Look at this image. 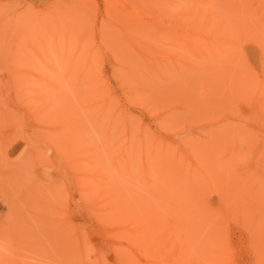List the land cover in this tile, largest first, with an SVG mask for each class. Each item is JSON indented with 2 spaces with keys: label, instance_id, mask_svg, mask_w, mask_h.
<instances>
[{
  "label": "rangeland",
  "instance_id": "374dc122",
  "mask_svg": "<svg viewBox=\"0 0 264 264\" xmlns=\"http://www.w3.org/2000/svg\"><path fill=\"white\" fill-rule=\"evenodd\" d=\"M262 263L264 0H0V264Z\"/></svg>",
  "mask_w": 264,
  "mask_h": 264
},
{
  "label": "bare ground",
  "instance_id": "6f19581e",
  "mask_svg": "<svg viewBox=\"0 0 264 264\" xmlns=\"http://www.w3.org/2000/svg\"><path fill=\"white\" fill-rule=\"evenodd\" d=\"M159 1V0H158ZM205 22V21H204ZM205 26V25H204ZM203 27V26H202ZM173 29H174V32H177V34L178 35H182V37H184V39L185 40H187V41H189V42H192L193 43V41H194V43H196L197 44V46H201L203 43H205L206 42V38H204L203 37V35H202V31H203V29L201 28L200 30L199 29H195V28H192V27H187V28H184V27H181V28H177V29H175V26L173 27ZM216 42H218V40L217 39H214V40H212V42L211 43H207V46L206 45H204V47L207 49V50H209L210 51V53L211 54H216L215 53V49H216V47H217V43ZM85 66V65H84ZM86 68V67H85ZM263 105V104H262ZM261 111V110H260ZM127 127V126H126ZM229 134V133H228ZM216 135V134H215ZM215 135H213L212 137H215ZM231 135V134H230ZM239 137V136H238ZM220 138H222V136L220 137ZM224 138V137H223ZM222 138V139H223ZM232 138V137H231ZM212 139V138H211ZM229 139H230V137H229ZM207 140H209V138H207ZM224 140V139H223ZM234 140V139H233ZM231 141V140H230ZM216 142H217V138H216ZM231 142H233V141H231ZM205 143V142H204ZM214 143V142H213ZM217 144V143H216ZM227 145V144H226ZM232 145H234V143L232 144ZM188 147V146H187ZM212 147V146H211ZM216 147V146H215ZM230 149V148H229ZM186 150V152L185 153H187V149H185ZM184 150V151H185ZM190 150V149H189ZM193 151V150H192ZM189 153V152H188ZM187 153V154H188ZM200 154V153H199ZM164 158V157H163ZM200 158V157H199ZM89 161V160H88ZM212 162V161H211ZM202 163V162H201ZM214 163V162H213ZM82 165V164H81ZM204 165V164H203ZM206 165V164H205ZM213 165V164H212ZM91 166H92V164H91ZM168 166V165H167ZM210 166V165H209ZM206 167V166H205ZM208 167V166H207ZM201 168V167H200ZM203 168V167H202ZM146 170V169H145ZM202 170V169H201ZM146 173V172H145ZM201 173H202V171H201ZM204 173V172H203ZM202 173V174H203ZM227 173H230L229 171H227ZM144 174V173H143ZM230 175H232V174H230ZM204 176H206V175H204ZM143 179V178H142ZM205 179H206V177H205ZM190 180V179H189ZM207 180V179H206ZM208 181V180H207ZM208 183L210 184V182L208 181ZM191 184V183H190ZM231 184V183H230ZM188 185V184H187ZM193 185V184H192ZM224 185V184H223ZM211 186V185H210ZM189 190V189H188ZM188 192H191V191H188ZM191 198V197H190ZM190 200V199H189ZM189 205V204H188ZM186 208V207H185ZM186 210V209H185ZM184 211V210H183ZM193 212V211H192ZM191 215V214H190ZM189 215V216H190ZM153 216V215H152ZM195 216V215H194ZM151 219V218H150ZM149 220V219H148ZM155 221V220H154ZM154 221L152 220H149L148 222H147V224H146V226H144V227H140L139 226V228L136 226V224H135V228H134V230H135V233L136 234H140V235H146V234H148V232L150 231V229L152 230L153 229V225H154ZM205 221V220H204ZM156 222V221H155ZM199 227V226H198ZM133 230V229H132ZM155 230V231H154ZM153 231L154 232H156L157 231V229H153ZM130 233H134V232H130ZM129 233V234H130ZM213 233V232H212ZM156 234V233H155ZM160 234V233H159ZM149 235V234H148ZM151 235V234H150ZM157 235V234H156ZM130 236H132V235H130ZM158 237H160L159 235H157ZM138 237V236H137ZM156 237V236H155ZM213 237V236H212ZM210 241H211V239H209ZM133 241V240H132ZM203 241V240H202ZM210 241H208V242H210ZM212 242V241H211ZM128 243H130V242H128ZM127 243V244H128ZM214 244V243H213ZM213 244H211V245H213ZM131 245V244H130ZM210 245V244H209ZM208 247V246H207ZM209 249V248H208ZM220 250V249H219ZM209 251V250H208ZM219 252V251H218ZM218 252H216L217 253V255H219V253ZM209 253H211V252H209ZM215 253V254H216ZM263 256V255H262ZM260 258V257H259ZM262 258V257H261ZM217 259H218V257H217ZM219 260V259H218ZM217 260V261H218ZM263 264V263H262Z\"/></svg>",
  "mask_w": 264,
  "mask_h": 264
}]
</instances>
